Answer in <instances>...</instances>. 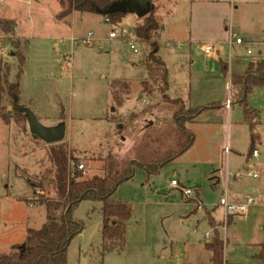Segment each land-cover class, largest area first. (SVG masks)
Masks as SVG:
<instances>
[{
	"label": "rangeland",
	"instance_id": "1",
	"mask_svg": "<svg viewBox=\"0 0 264 264\" xmlns=\"http://www.w3.org/2000/svg\"><path fill=\"white\" fill-rule=\"evenodd\" d=\"M151 1L160 24L157 54L167 68V96L207 108L186 126L194 136L186 152L151 175L135 168L111 197L132 209L121 252L102 259L92 252L101 243V204L86 201L72 214L83 230L67 249V264H211L204 248L214 235L211 222L223 243V264H264V256L256 257L264 247V88L246 97L257 112L252 130L244 123L243 106L232 101L225 108L231 75L264 59V0ZM62 11L58 0H0V16L15 23L11 37L0 32V254L45 223V206L36 199L52 191L43 180L44 190L34 195L25 178H53L59 150L79 158L83 178L101 176L109 151L122 162L134 159L146 125L172 116L160 95L142 84L149 50L132 33L140 19L125 15L111 24L94 12L58 19ZM230 28L244 45L229 53ZM111 32L117 37L110 39ZM89 33L90 44L79 43ZM11 41L19 43L17 50ZM205 45L217 52L207 57ZM17 53L23 57L20 67ZM17 82L19 99L12 102L8 90ZM23 108L44 127L63 123L64 139H33L26 120L17 117ZM142 110L148 113L142 116ZM252 135L257 157L250 155ZM196 198L197 209L190 201ZM223 198L233 205L250 200L246 215L224 225Z\"/></svg>",
	"mask_w": 264,
	"mask_h": 264
},
{
	"label": "trees",
	"instance_id": "2",
	"mask_svg": "<svg viewBox=\"0 0 264 264\" xmlns=\"http://www.w3.org/2000/svg\"><path fill=\"white\" fill-rule=\"evenodd\" d=\"M121 0H58L63 9L57 16L62 19L73 12H93V7L104 9L113 2ZM152 3L151 0H148ZM156 8L147 16L140 19L133 27L132 33L135 38L143 42L148 50V57L142 62L146 67L147 79L142 83L150 93L157 92L161 102L171 109V122L156 126L148 123L144 134L136 148L134 159L122 162L118 156L109 151L102 158V175H94L91 178H83V170L70 171L69 162L76 166L81 164L79 158L73 157L65 149L57 152L54 162V176L48 178L47 174L42 179L33 181L26 177L27 184L31 187L34 195L36 191L44 190L43 180L52 191L51 195H42L36 199L46 209L45 223L38 230H27V237L23 244L15 246L11 252L0 254V264H67V249L71 241L79 236L83 230V224L73 219V211L82 202H99L101 204V243L96 250L99 259L109 253L119 254L126 244V226L131 218V206L128 203L112 200L117 187L132 179L134 169L140 168L147 174L157 173L159 168L176 159L186 152L194 143L193 134L187 129V125L195 122L197 116L207 107H188L181 99H171L167 96V68L158 56V32L160 24L155 16ZM125 15L114 14L104 16L111 24H120ZM15 23L12 20L0 16V32L11 37ZM11 45L17 50L19 43ZM19 60V67L23 64V57L15 54ZM226 72V67L223 65ZM20 74V70L17 77ZM150 81V88L148 83ZM118 83V82H116ZM126 86V85H125ZM19 84L14 83L9 87L8 96L12 102L19 99ZM264 88V59L249 62L243 74H232L230 77V102L236 101L243 106L244 123L253 129L256 111L246 104V97L254 89ZM158 105V104H157ZM157 105H152L155 109ZM148 112L141 111L144 116ZM17 117L26 120L20 111ZM135 117L132 114V118ZM7 123L6 117H1ZM254 137L251 136L250 155L253 149ZM183 192V189H180ZM193 201L196 209L200 203L198 198ZM28 202V201H27ZM231 218L228 220L230 222ZM214 235L204 245L211 255V264H223V243L216 231L214 222H211ZM264 256V247L256 256ZM101 264V261H98Z\"/></svg>",
	"mask_w": 264,
	"mask_h": 264
},
{
	"label": "water",
	"instance_id": "3",
	"mask_svg": "<svg viewBox=\"0 0 264 264\" xmlns=\"http://www.w3.org/2000/svg\"><path fill=\"white\" fill-rule=\"evenodd\" d=\"M155 6L148 0H121L113 2L104 9L93 7V12L101 16H109L114 14L132 15L138 19H142L154 10ZM25 115L28 129L33 139H39L45 144L60 143L65 137V126L63 123L56 127L48 128L41 125L36 119L35 115L28 108L20 110ZM171 119H155L154 124L159 126L161 124H168ZM80 237V236H79Z\"/></svg>",
	"mask_w": 264,
	"mask_h": 264
},
{
	"label": "built area",
	"instance_id": "4",
	"mask_svg": "<svg viewBox=\"0 0 264 264\" xmlns=\"http://www.w3.org/2000/svg\"><path fill=\"white\" fill-rule=\"evenodd\" d=\"M228 40L226 42V45H227V48L229 50V53H230V50L237 46H243L244 45V42L241 38H238L235 36V34L233 33L232 29H228ZM121 35H127L128 32L127 30H122L120 32ZM118 35V33L116 32H111L109 34V38L110 39H114L116 38ZM90 37H91V33L88 34V36L86 38H83L81 40H79V43L81 44H84V45H89L90 44ZM76 42V40H75ZM130 48L132 50L135 51L134 47L131 45ZM202 52L206 55V56H211L213 55L215 52H217V50L215 49V47L213 45H205L203 48H202ZM246 54L247 55H250L251 52L249 49H246ZM231 56L230 54L228 55V62L230 60ZM68 59V58H66ZM231 102H229V100L226 101V104H225V108L226 109H229L230 107V104ZM226 151V150H225ZM257 151H253L251 156L252 157H257ZM75 167L77 168V170H83L84 169V165L83 164H79L78 166L75 165L74 162L70 161L69 162V169L70 171H73L75 169ZM246 175L248 177H255V174L252 173V172H247ZM178 185V182L172 180L171 181V186L173 187H176ZM184 193L185 195L189 196L190 195V191L189 190H184ZM249 203H250V200L247 201L246 204H243V205H233V204H230L228 203L227 199L226 198H223L220 200V203L219 205L224 209V225L227 223L228 219L231 218V217H234V216H241V217H244L247 213V209L249 207Z\"/></svg>",
	"mask_w": 264,
	"mask_h": 264
},
{
	"label": "crops",
	"instance_id": "5",
	"mask_svg": "<svg viewBox=\"0 0 264 264\" xmlns=\"http://www.w3.org/2000/svg\"><path fill=\"white\" fill-rule=\"evenodd\" d=\"M236 47H237V46H236ZM259 55H260V54H259ZM211 56H212V55H211ZM207 57H210V56H207ZM230 60H231V58H230ZM230 60H229V62H228L229 65H230ZM199 202H200V201H199ZM199 204H200V203H199ZM79 238H80V237H79ZM207 243H208V242H207ZM207 243H206V244H207ZM204 248H205V247H204ZM205 250H206V249H205ZM210 257H211V255H210ZM209 261H210V258H209Z\"/></svg>",
	"mask_w": 264,
	"mask_h": 264
}]
</instances>
